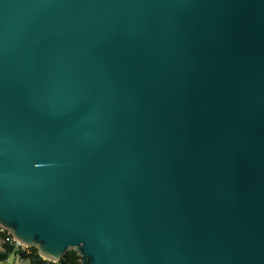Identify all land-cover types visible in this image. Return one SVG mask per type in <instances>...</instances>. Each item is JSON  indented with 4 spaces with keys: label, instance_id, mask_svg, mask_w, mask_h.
I'll return each instance as SVG.
<instances>
[{
    "label": "water",
    "instance_id": "95a60500",
    "mask_svg": "<svg viewBox=\"0 0 264 264\" xmlns=\"http://www.w3.org/2000/svg\"><path fill=\"white\" fill-rule=\"evenodd\" d=\"M0 228L80 264H264V0H0Z\"/></svg>",
    "mask_w": 264,
    "mask_h": 264
},
{
    "label": "trees",
    "instance_id": "16d2710c",
    "mask_svg": "<svg viewBox=\"0 0 264 264\" xmlns=\"http://www.w3.org/2000/svg\"><path fill=\"white\" fill-rule=\"evenodd\" d=\"M10 237V233L0 228L2 239L0 261L6 260L9 254L14 253L16 256L27 258L29 264H80L79 256L74 249H67L58 261L53 262L40 256L35 247L18 245Z\"/></svg>",
    "mask_w": 264,
    "mask_h": 264
},
{
    "label": "rangeland",
    "instance_id": "374dc122",
    "mask_svg": "<svg viewBox=\"0 0 264 264\" xmlns=\"http://www.w3.org/2000/svg\"><path fill=\"white\" fill-rule=\"evenodd\" d=\"M2 248V239L0 238V249ZM0 264H29L27 258L16 256L14 253L9 254L6 260L0 261Z\"/></svg>",
    "mask_w": 264,
    "mask_h": 264
},
{
    "label": "built area",
    "instance_id": "2783aa9c",
    "mask_svg": "<svg viewBox=\"0 0 264 264\" xmlns=\"http://www.w3.org/2000/svg\"><path fill=\"white\" fill-rule=\"evenodd\" d=\"M10 238H11L16 244L21 245L20 243H18L17 241H15V240L13 239L12 236H11ZM21 246H23V245H21Z\"/></svg>",
    "mask_w": 264,
    "mask_h": 264
}]
</instances>
